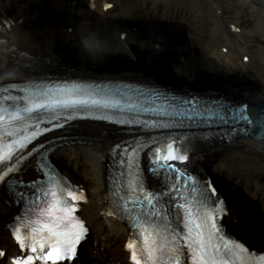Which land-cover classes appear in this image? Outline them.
Masks as SVG:
<instances>
[{"label": "snow or ice", "instance_id": "1", "mask_svg": "<svg viewBox=\"0 0 264 264\" xmlns=\"http://www.w3.org/2000/svg\"><path fill=\"white\" fill-rule=\"evenodd\" d=\"M103 7L107 11L113 4ZM12 27L0 24L5 31ZM119 40L127 42L128 34ZM0 45L3 52L14 51L6 41ZM112 45L103 31L81 29L67 54L104 63ZM137 48L159 73L183 71L164 63L162 40H145ZM21 57L24 63L16 62L12 79L0 77V220L8 242L0 247V264H79L90 234L79 211L88 197L56 161L83 122L116 126L130 137L110 147L115 171L105 199L107 215L127 224L124 247L131 264H264V247L252 250L253 234L232 231L229 221L237 226L240 221L228 198L211 179L190 170L193 153L186 148L194 141L209 148L216 141L235 143L255 135L254 129L264 138V111L177 93L152 79L57 75L66 67L62 56Z\"/></svg>", "mask_w": 264, "mask_h": 264}, {"label": "bare ground", "instance_id": "2", "mask_svg": "<svg viewBox=\"0 0 264 264\" xmlns=\"http://www.w3.org/2000/svg\"><path fill=\"white\" fill-rule=\"evenodd\" d=\"M6 1L0 0V17L3 6L7 8L9 5ZM24 2L30 5V9L47 7L53 18L49 17L48 23L47 18L32 13L31 21H35L32 30L17 26L6 33L0 29V39L6 41L9 49L14 50H0V77L5 81L12 79L10 73L17 61L24 63L19 53L25 51L30 57L54 59L62 56L66 67L62 66L57 72L60 75L89 78L90 74L100 71L105 74L104 78L134 79L138 74L146 76L148 70L153 73L152 76L164 80L169 78L175 82L174 85L194 89L197 91L193 93L195 96L209 98L211 92L198 87L219 85L215 88L216 93L227 103L264 104V35L258 37L264 32V0H86L89 4H95L94 11L101 23L99 28L93 30L103 31L113 40L111 51L105 53L108 56L107 62L117 57L114 62L126 63L125 68L111 70H95L85 64H78L75 61L78 58L61 49L62 46L70 49L72 46L68 44L71 41H68V33L60 31L55 22L78 18L80 11L75 10L77 6L73 5L74 0H16V7L20 10V3ZM107 2L113 4V8L105 11L103 5ZM245 6L254 28L245 29L240 25V9ZM163 23L165 25H160ZM167 23L174 32H179L177 35L181 41L171 54L169 50L166 51L164 63L182 67L180 75L161 74L138 54L133 59L140 62L134 66L127 55L114 52V49L123 46L124 52L128 51L135 43L140 45L145 40H163ZM129 24H139L141 30L137 32V29L128 27V41L121 42L117 35L120 32L115 31L117 27ZM233 24L240 28L239 32L233 30ZM79 25L73 39L81 30ZM55 38L58 47L54 44ZM250 46H253V50L249 49ZM2 47L0 45V49ZM222 47L227 51L223 52ZM136 50L138 53L137 47ZM244 55L248 61L242 60ZM138 67H146V70L135 69ZM238 78L241 82L245 79V83L238 84ZM196 83L198 87H193ZM228 95H233L235 99L226 98ZM72 136L75 142L70 139L61 147L56 163L68 173L72 181L82 183L87 189L88 202L81 204L80 212L90 224L92 236L83 247L79 264H129L128 254L123 249L127 228L107 215L104 199L110 147L130 137L116 127L99 122L81 123L73 130ZM190 146L193 153L190 170L201 176L215 178L229 199L235 213L234 219L240 221L238 226L231 222L234 232H246L252 227L254 230L251 234L254 236L259 235L260 229L264 233V226L258 223L264 215V139L247 136L235 143L216 141L212 148L199 142ZM3 207L0 203V208ZM4 210L7 213L9 209ZM4 223V220H0V247L8 246L7 236L3 234ZM260 241L264 242V239Z\"/></svg>", "mask_w": 264, "mask_h": 264}, {"label": "water", "instance_id": "3", "mask_svg": "<svg viewBox=\"0 0 264 264\" xmlns=\"http://www.w3.org/2000/svg\"><path fill=\"white\" fill-rule=\"evenodd\" d=\"M94 74H98V75H95L96 77L94 79H102L105 77V74L103 73H100V71H96V73ZM117 74V73H116ZM115 75H113L112 77H114ZM151 76V79L152 80H156L159 84H161L162 86L166 87V88H170V89H173L175 92L177 93H188V94H192L194 95L193 93L194 92H197L195 91L194 89L192 88H186L185 86L182 87V86H177V85H174L172 83H170L168 80H164V79H161V78H157V77H154L152 75ZM193 87H196V86H193ZM225 94V93H224ZM226 96V95H225ZM211 97V96H210ZM231 99H235L233 97V95H228L226 98H230ZM212 98H215V97H212ZM243 100H246V99H243ZM250 104V103H249ZM250 107L252 108L253 112H260V111H264V104H256V103H251L250 104ZM253 132L255 133V135H251L252 137L254 138H257V139H264V138H261L260 137V133H259V130L257 129H254Z\"/></svg>", "mask_w": 264, "mask_h": 264}, {"label": "rangeland", "instance_id": "4", "mask_svg": "<svg viewBox=\"0 0 264 264\" xmlns=\"http://www.w3.org/2000/svg\"><path fill=\"white\" fill-rule=\"evenodd\" d=\"M240 10H241L240 11L241 13L239 15V18L241 20L240 25L243 26L245 29L254 28V23L250 17V13L248 12V8H246V6H245L244 8H242ZM263 19H264V17H263ZM262 35H264V32L259 34L258 37L261 38ZM249 49L253 50V46H250ZM100 69H102V67ZM263 71H264V65H263ZM262 75H264V73H262Z\"/></svg>", "mask_w": 264, "mask_h": 264}, {"label": "clouds", "instance_id": "5", "mask_svg": "<svg viewBox=\"0 0 264 264\" xmlns=\"http://www.w3.org/2000/svg\"><path fill=\"white\" fill-rule=\"evenodd\" d=\"M85 47L87 48L88 47V44L85 42ZM96 51H99V49H96Z\"/></svg>", "mask_w": 264, "mask_h": 264}]
</instances>
